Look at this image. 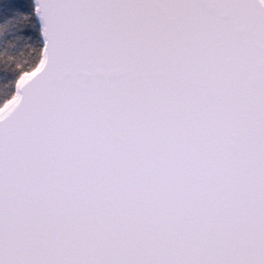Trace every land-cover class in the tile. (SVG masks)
Segmentation results:
<instances>
[{
	"label": "snow or ice",
	"instance_id": "snow-or-ice-1",
	"mask_svg": "<svg viewBox=\"0 0 264 264\" xmlns=\"http://www.w3.org/2000/svg\"><path fill=\"white\" fill-rule=\"evenodd\" d=\"M0 264H264V0H0Z\"/></svg>",
	"mask_w": 264,
	"mask_h": 264
},
{
	"label": "trees",
	"instance_id": "trees-1",
	"mask_svg": "<svg viewBox=\"0 0 264 264\" xmlns=\"http://www.w3.org/2000/svg\"><path fill=\"white\" fill-rule=\"evenodd\" d=\"M14 34L0 48V63L11 68L14 63H20L27 59L31 54V48L28 39L22 34V30L27 23L23 14H17L10 22ZM8 30V25H0V32Z\"/></svg>",
	"mask_w": 264,
	"mask_h": 264
}]
</instances>
